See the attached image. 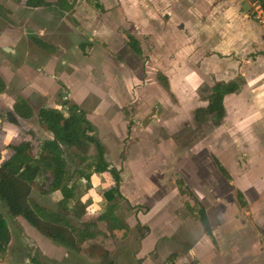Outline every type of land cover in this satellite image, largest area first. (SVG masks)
<instances>
[{
    "label": "rangeland",
    "instance_id": "rangeland-1",
    "mask_svg": "<svg viewBox=\"0 0 264 264\" xmlns=\"http://www.w3.org/2000/svg\"><path fill=\"white\" fill-rule=\"evenodd\" d=\"M228 1L86 0L78 3L77 14L44 10V17L51 20L50 39L66 52L80 48L76 60L80 82L74 83L72 92L89 95L84 102L89 112L86 114L91 115L96 102L103 100L98 115L101 126L90 123L94 130L90 135L104 145L110 169L120 173L124 199L115 216L128 228L113 235L107 223L98 220L107 210L105 193L114 185L112 176L93 174L90 190L79 177L80 172L92 173L95 146L89 144L87 151L64 146L71 184H78L79 195L87 205L84 218L75 219L74 224L82 229L85 223L95 222L100 234L75 251L41 234L37 241L33 237L37 230L33 231L23 218L14 222L9 219L16 242L9 253L0 254L2 264L11 256V264H166L172 259L174 264H264V151L258 153L257 147L264 148V139L254 141L255 132L249 125L236 132L237 122L231 119L218 129L214 125H196L192 118L194 106L202 104L210 93L211 69L220 65L204 56L214 50L213 44L219 43L224 25V17L221 18L225 15L222 6ZM213 2L223 4L218 13L210 11ZM0 3V32L6 30L14 36V30L8 28L14 25L22 27L23 35L24 30L33 27L27 21L32 19L31 14L19 12L22 10H18L15 0ZM261 12L264 18V11L254 7L242 10L239 16L264 25L257 18ZM20 15L24 20H18ZM34 22L38 25L40 21ZM31 33L34 31L26 34L29 45L40 52L29 37ZM129 34L140 42L141 55L127 45ZM51 47L55 51L45 50L55 54L57 48ZM88 48L89 52L94 49L93 54L87 55ZM160 72L168 77L170 90L157 81ZM68 74H72L70 70ZM231 76L232 72L223 75ZM23 89L24 86L16 85L0 96L1 127L13 123V117L19 118L13 107L21 99L18 96ZM68 92L60 84L56 90L58 102L71 104L64 99ZM27 93L33 94L31 90ZM42 106L34 103L33 117L28 121L21 118L18 125L25 132L23 135L0 130V164L10 155L9 145L24 140L34 144L47 141L37 115ZM177 106L181 108L178 126L172 124L178 114ZM28 125L37 131L31 140ZM173 134H177L176 140L171 137ZM218 137L229 141L220 147ZM253 153H257L256 157ZM215 158L225 165L230 179L221 173ZM179 187L190 190L192 195L183 196ZM56 199L49 195L41 200L34 191L32 201L57 212ZM201 208L207 212L211 235L200 222ZM23 230L28 235L21 239ZM41 243L47 248H38ZM23 244L27 245L26 253L22 251Z\"/></svg>",
    "mask_w": 264,
    "mask_h": 264
},
{
    "label": "trees",
    "instance_id": "trees-1",
    "mask_svg": "<svg viewBox=\"0 0 264 264\" xmlns=\"http://www.w3.org/2000/svg\"><path fill=\"white\" fill-rule=\"evenodd\" d=\"M84 0H57L49 3L47 0H17L28 8H54L61 14L72 12L77 2ZM254 6L264 9V0H250ZM32 41L40 48L52 51L53 48L32 35ZM127 45L136 54L141 55L143 50L140 42L133 36L127 35ZM159 82L166 89H170L169 81L163 74L158 75ZM239 83L219 82L212 88L207 108L198 109L195 113V121L198 125H205L211 117L214 126H220L225 118L224 99L227 95L239 90ZM6 90V84L0 77V94ZM14 114L24 120L33 117V111L24 99H18L14 105ZM40 123L53 134L52 140L41 144H34L24 140L19 144L9 145L10 155L0 164V202L8 210L12 218L21 217L31 227L39 231L43 236L50 238L69 250L80 251L84 244L94 240L100 233L97 223H85L81 229L74 224V220H82L86 215L87 205L79 195V186L72 183L69 178L68 162L65 157L64 146L88 150L89 144H93L97 150L96 160L92 173H79L81 180L87 182V189L92 188L93 174L109 173L114 181L113 187L105 193L108 202L106 212L98 218L106 222L111 234L115 235L120 230L127 229V224L115 216L120 207V200L124 199L121 193V176L115 168L110 169V164L105 158V147L90 133L94 132L92 125L87 120L85 113L76 105L63 103L62 109L42 108L38 114ZM13 123L16 122L13 117ZM177 136V135H176ZM176 138V137H175ZM221 173L231 178L226 168L215 158ZM37 187L42 195H50L60 191L62 199L59 201V211L54 212L31 199L33 188ZM180 193L191 196L190 190L179 187ZM242 198L243 194L239 193ZM242 201V200H241ZM243 206L247 205L244 201ZM200 222L207 234H212L207 212L204 208L199 210ZM11 235L4 216L0 213V254L5 255L10 244ZM172 259V258H171ZM174 264L172 259L170 263Z\"/></svg>",
    "mask_w": 264,
    "mask_h": 264
},
{
    "label": "crops",
    "instance_id": "crops-1",
    "mask_svg": "<svg viewBox=\"0 0 264 264\" xmlns=\"http://www.w3.org/2000/svg\"><path fill=\"white\" fill-rule=\"evenodd\" d=\"M15 1L16 3L14 4L18 8V10H22L19 12H23L25 15L31 14L33 20L29 17L27 21L31 22L33 27L24 30L23 35L21 34L22 27H17L14 25L9 26L8 28L14 30L16 35L10 36L8 35L9 31L6 30L0 32V77L6 84V90L3 94H0V96H5L6 93L11 89H13L16 85L17 87L24 86V89L21 92H19L18 98L24 99L27 102V104L31 107L33 113L35 112V110L33 109L34 103H42L44 105L39 109V111L42 108L62 109L63 104H61L62 101L58 102L59 99L58 96L56 95V90H58L60 84H63L69 91L67 94L68 97H64V99H67L69 102H71L72 105H76L77 107H79L80 110L85 113V116L90 123L101 126L98 115L101 109L100 106L102 105L100 101L103 100L100 99L99 101L96 102V104L93 107V110L90 111L91 115L88 116L89 112L84 107V105L86 104V103L84 104L86 99L85 97L88 94L86 95L85 93L84 96L78 94L77 96L75 92H72V90L75 89L74 83H77V81L80 82V78L79 76H77V72L79 71L78 69L80 68L76 63V60L79 58V53H78V51L80 50L79 46L77 49H73L72 53L70 51L66 52L62 50L61 46L53 42L50 39V36H48V29L50 27L51 20L45 18L44 17L45 13L43 12L44 10L47 9H52V10L55 9L54 8L46 9L45 7L33 9L26 7L22 3H18L17 0ZM47 1L49 3H55L57 0H47ZM69 1L71 2V0ZM85 1L86 0L79 2H85ZM231 1H228L225 4V7L223 4L219 5L218 3L215 2H213L211 5L210 11L212 12L217 11L218 13V9L221 8L222 5H223L222 8H225L224 9L225 12L222 10V12H224L225 15H223L221 18L223 19L224 17L223 19L224 25H222V23L220 24V27L222 25L221 27L222 31L220 32L219 43L216 42L215 44H213L214 50L206 52L204 59L209 60L211 63L214 62L216 65L217 63H219L220 65L218 67L216 66L215 69H211L212 70L211 75L213 78H211L212 83L209 84L210 93L205 98L202 104L200 103V105L194 106L195 108L192 112L193 115L192 118L194 119L195 124L198 125L197 122L195 121V113L198 109L207 108L209 104L208 98L211 95L212 88L215 86L216 83L219 82L230 83L232 81H236L239 83L240 88L237 92L229 94L225 97L224 99L225 118L223 119L220 126H214V128L222 129L223 126L226 123H228V121H230L231 119L234 122L235 121L237 122L236 132L238 130L244 129L246 126L249 125L251 126V130H252L251 132H255V134L252 135L254 136L252 137L255 139L254 141L260 138L259 142H262L264 139V25L256 24L252 20L245 21L242 17L239 16V13L242 10H247V9L250 10V8L252 7L258 8L262 11H264V9L260 8L259 6H254L252 2L249 0H247L245 3L243 2L236 3ZM79 2H77L74 6L73 11L76 14L79 12V8H80L78 4ZM5 7L9 9V7L6 4ZM94 14L95 13H93V15ZM13 15H15V13H13ZM262 15L263 13L261 12L257 18L258 19L262 18L264 21ZM20 17L22 18V20H24V18L21 15L18 17V20ZM36 19L40 21L38 25H36L35 24L36 22H34L36 21ZM13 24L16 23L14 22ZM29 30L34 31V33H31L30 35H35L39 37L42 41L47 43L48 45L55 46V48H57L56 53L53 54L49 51H46L45 49L43 50V48L38 47L34 42L33 44H35V46L40 49V52L31 49V45H29L31 44L30 39L26 37V34ZM211 34H215V33H213L212 31ZM30 35L29 37H31ZM89 40H92V38ZM26 43L28 45H26ZM234 46H236L237 48H235ZM81 48L83 49L84 45H82ZM53 50L55 51V49ZM93 52L94 49L91 52H89V48L87 49V55L89 53L93 54ZM64 53H68V55L66 56L64 55ZM256 53H258L257 56H255ZM72 55L75 57H73ZM95 56H97V53H95ZM74 59H75L74 61L75 63L72 62ZM232 59L234 60L230 62V60ZM52 65H55L56 67L58 66V68L54 69L52 68ZM230 65H232V67H230ZM221 66H225V69L224 67L221 68ZM69 70L71 71L72 74H68ZM231 72H232L231 77L228 78L223 77L224 74L228 76L230 75ZM159 74H163L164 76H166L162 72L158 73L157 74L158 82H159L158 80ZM27 90H31L33 94H28ZM89 91L91 93V90ZM229 102H231V104H229ZM53 104L54 106H52ZM179 109L181 108L177 106V109L175 110H177L178 114H175L174 116L175 119L172 123L173 125H177V126L181 124V113ZM86 112L88 113L86 114ZM92 113L96 114L95 117L92 116ZM20 120L22 119L21 118L16 119L17 125H14L11 122L4 123L2 127L0 126V130L8 134L23 135L25 132H22L20 126L18 125L20 123ZM2 123L3 122L0 121V124ZM207 124L211 125V128L213 127V122L211 117L208 118V120L206 121L205 125ZM239 125L241 126L238 127ZM43 128L41 129V131H43V133L47 136L45 140H52L53 134L50 131H48L46 128H45L46 130ZM26 129L29 131L28 134L31 135V137L28 135L31 140L32 135H34L33 133L37 131L34 127H31L29 125L28 127H26ZM176 135L177 134H173L171 135V137L176 140L175 137H178ZM225 140H222L219 137L218 139H216L220 147L224 146L226 141H229V140L226 141ZM257 147L260 148L258 149V153L262 154L263 153L262 151H264L262 149L264 148H262L261 145ZM252 155H255L256 157L257 153L255 154L253 153ZM217 157L219 158L220 156ZM220 161L223 162L222 158L220 159ZM34 191L38 192L37 187L33 188L31 199L34 198ZM38 195L40 196L41 200L49 196V195H42L39 192ZM50 196L57 198L56 201L58 203L62 199V194L60 191L54 192L50 194ZM2 206L3 204L0 202V213L4 216L11 235L10 244L7 248V253H9L10 252L9 249L12 246H14L16 242L15 235L11 228V220L13 219L14 222L15 220L19 219V217L17 218L9 217L8 210L4 206L3 207ZM9 219H11L10 222ZM31 228L32 230L34 229L33 227ZM26 233L27 232H25V230L21 231V239L25 238V235L26 236L28 235ZM39 234H41L39 231L38 232L34 231L33 237L37 241L39 240L40 237ZM38 245H39L38 248L40 249L46 247L42 243ZM33 246L37 247L36 245ZM22 251L23 253H26L27 251L26 244L22 245ZM25 262L28 263V260L25 259ZM2 263L4 262L2 259H0V264ZM9 263L10 264L14 263V259H12V256L10 260L8 259L6 260V264Z\"/></svg>",
    "mask_w": 264,
    "mask_h": 264
},
{
    "label": "built area",
    "instance_id": "built-area-1",
    "mask_svg": "<svg viewBox=\"0 0 264 264\" xmlns=\"http://www.w3.org/2000/svg\"><path fill=\"white\" fill-rule=\"evenodd\" d=\"M259 19L262 20V22H264L262 18H259Z\"/></svg>",
    "mask_w": 264,
    "mask_h": 264
},
{
    "label": "water",
    "instance_id": "water-1",
    "mask_svg": "<svg viewBox=\"0 0 264 264\" xmlns=\"http://www.w3.org/2000/svg\"><path fill=\"white\" fill-rule=\"evenodd\" d=\"M92 135V134H91Z\"/></svg>",
    "mask_w": 264,
    "mask_h": 264
}]
</instances>
